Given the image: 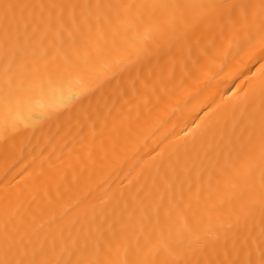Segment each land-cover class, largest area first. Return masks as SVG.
Returning a JSON list of instances; mask_svg holds the SVG:
<instances>
[{
	"label": "bare ground",
	"instance_id": "6f19581e",
	"mask_svg": "<svg viewBox=\"0 0 264 264\" xmlns=\"http://www.w3.org/2000/svg\"><path fill=\"white\" fill-rule=\"evenodd\" d=\"M0 264H264V0H0Z\"/></svg>",
	"mask_w": 264,
	"mask_h": 264
}]
</instances>
